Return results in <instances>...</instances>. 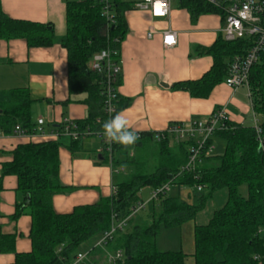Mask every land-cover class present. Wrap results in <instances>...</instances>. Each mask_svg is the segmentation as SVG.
<instances>
[{"label":"trees","instance_id":"1","mask_svg":"<svg viewBox=\"0 0 264 264\" xmlns=\"http://www.w3.org/2000/svg\"><path fill=\"white\" fill-rule=\"evenodd\" d=\"M193 16L216 12L204 0H181ZM132 5L123 0L112 1L114 22L109 25L102 5L94 0H67V31L61 44L68 52V87L70 95L83 94L88 114L76 121L81 132L103 131L105 121L125 106L117 92L115 111H106V77L91 71L94 54L111 49L118 62L121 42L127 32L125 13ZM25 39L29 46H49L55 41L52 23L12 19L0 5V39ZM250 47L249 39L226 41L221 34L206 53L213 57L211 68L197 80L175 83L174 90L189 92L196 98H208L216 85L224 82L230 61ZM120 84V77L116 87ZM249 89L253 111L264 133V49L251 67ZM32 99L28 88L0 91V132L11 134L15 125L32 130ZM64 129L63 124L54 126ZM140 140L129 147L113 145L111 164L125 169L130 176L120 182L115 194L101 197L92 204L77 205L71 212L57 213L52 204L55 194L66 189L59 179L61 146L72 153L80 151V140L61 135L57 140L19 143L12 150V159L3 164L2 176L15 175L17 190L24 202L17 204L13 218L22 213L31 217V250L16 253L15 234L0 233V253H15L12 264H72L79 247L85 241L108 230L112 214L127 215L137 201L138 193L146 186L157 188L171 181L174 195L163 194L149 203L147 216L130 221L126 231L118 232L110 249H123L125 264H184L182 250L160 251L156 238L161 226H180L195 220L208 199L225 189V204L214 211L205 224L195 223V264H264V154L259 148L253 126L231 123L215 133L225 142L222 154L202 155V162L193 172L181 171L189 157V142L174 141L167 136L156 141L154 132L140 133ZM67 140V142L65 141ZM133 151V152H131ZM151 152V159L146 158ZM102 162L110 164V155L100 153ZM203 185L193 203L180 199L182 186ZM246 187V194L240 188ZM1 188V178H0ZM263 229V233H258ZM94 263V262H93ZM96 264V263H94Z\"/></svg>","mask_w":264,"mask_h":264},{"label":"crops","instance_id":"2","mask_svg":"<svg viewBox=\"0 0 264 264\" xmlns=\"http://www.w3.org/2000/svg\"><path fill=\"white\" fill-rule=\"evenodd\" d=\"M66 1L0 0L3 12L10 18L52 23L55 30V41L49 46H29L21 38L0 39V91L28 88L32 121L43 118L47 132L23 138L0 132V233L15 234L16 253L31 250V217L26 213L12 217L17 204L24 202V195L17 190L15 175L2 176L3 164L12 159V150L19 143L57 140L50 135L52 127L66 118L78 121L88 114V105L81 101L84 95H70L68 87V52L61 44L67 31ZM123 1L129 2L132 8L125 13L127 32L117 62L121 67L117 91L125 102L117 113L125 115L131 130L138 133L162 131L171 123L206 119L223 105L232 123L253 126L255 113L246 86L233 90L222 82L208 98H196L189 92L172 88L175 83L201 78L211 68L213 57L206 50L222 34L224 26L218 9L193 16L182 6L181 0H171L168 17L154 19L149 12L133 7L138 0ZM150 29L156 31L151 38L147 37ZM166 29L177 33V43L169 49L162 43L161 33ZM93 147L80 145V151L75 154L66 146L60 147L59 179L66 189L53 196L52 204L57 213H68L77 205L92 204L112 195L116 176L111 166L102 162L100 149ZM146 188L151 190L152 187L143 189ZM140 193L145 198L142 191ZM178 194L181 200H190L189 203H193L196 196L189 199L186 188L179 189ZM204 209L195 220L179 226L184 264H195V223H207L215 211L208 217L203 214ZM100 238L83 251L92 249ZM90 258L102 264L105 253L96 248ZM14 261L15 253H0V264Z\"/></svg>","mask_w":264,"mask_h":264},{"label":"built area","instance_id":"3","mask_svg":"<svg viewBox=\"0 0 264 264\" xmlns=\"http://www.w3.org/2000/svg\"><path fill=\"white\" fill-rule=\"evenodd\" d=\"M83 1V0H78ZM102 5V13L108 20L109 25L114 22V14L112 13L113 0H94ZM221 12L224 26L222 29L223 38L226 41H234L237 39H249L250 47L244 54L236 55L230 61L227 71V76L224 83L235 90L241 86H246L249 89V75L251 67L259 60L260 53L264 49V0H204ZM135 9L145 10L149 12L152 18L161 19L168 17L171 8V0H138L133 4ZM154 29H150L147 37L151 38L155 34ZM176 31L173 29L164 30L162 35L163 46L167 49L172 48L177 43ZM111 49H103L94 54L91 58L89 67L91 71L106 77L105 96H106V111L112 114L115 111L114 100L117 99L118 78L121 74V67L114 62ZM249 95L252 103V96L249 89ZM253 109V103H252ZM254 114L253 127L257 133L259 148L264 154V133L260 126V120ZM230 116L226 107L220 106L212 111L206 119H194L189 123H171L165 130L154 132L155 140L161 141L167 136L174 141H188L189 157L185 166L181 171L193 172L198 164L202 162V155L213 154L215 144L209 143L214 138L215 133L220 130H225L231 124ZM64 129L59 131L52 127L50 135L59 138L65 135L74 140H82L89 136H95L100 140V153L110 155V166L114 174L125 172V169H118L112 166L111 158L113 153L114 142H109L103 135V131H79L76 126V121L72 119H64L62 121ZM45 120L38 118L35 122V127L32 130L24 129L19 124L15 125L12 134L18 137H30L34 134L46 135ZM140 134V133H139ZM174 187L171 181L157 187L151 188L147 198L141 196V191L138 193V199L131 206L130 212L127 215L120 216L116 212L112 214V223L108 230L101 233V238L96 245L88 251H79L72 264H94L90 258L91 252L96 249H102L105 253V259L102 264H125L126 255L123 249H110L109 243L113 241L114 236L118 232L126 231L130 221L137 217L142 211L147 210L149 203L157 200L160 195L169 194ZM190 187V188H189ZM186 188L189 199L193 198L196 193L202 192L203 185L197 186H182L180 189ZM117 187L113 185L112 194H115ZM185 200V199H184ZM187 201V200H185ZM190 201V200H188ZM187 201V202H188ZM263 229L258 233H263Z\"/></svg>","mask_w":264,"mask_h":264},{"label":"rangeland","instance_id":"4","mask_svg":"<svg viewBox=\"0 0 264 264\" xmlns=\"http://www.w3.org/2000/svg\"><path fill=\"white\" fill-rule=\"evenodd\" d=\"M67 142V140H65ZM86 144H90L91 147L93 148H101V144H100V140L95 137V136H89L87 138H83L80 142V145L83 147ZM215 150L214 153L215 154H222L224 152L225 149V142L224 140L220 139V138H216L215 139ZM133 152V151H131ZM148 155H146V158L151 159V152L149 151L147 153ZM116 176V181L120 182L124 179H127L130 176V172H121L119 174H115ZM190 188V187H189ZM142 195L145 196V198L148 197L149 195V188L146 189H142ZM240 191L242 194H246V187L243 186L240 188ZM176 188L173 187L171 189V191L169 192V194L174 195L176 194ZM221 195V196H220ZM225 189H222L218 192L215 193V195H213V197L211 199L208 200L207 206L205 207L203 214L207 215L208 217L213 213L214 210L221 208L225 202H226V196H225ZM148 210H144L142 211L138 216H143L145 213L147 216V212ZM204 215V216H205ZM144 216V218H145ZM101 237V234H97L94 237H92L91 239L85 241L84 243H82L79 247V250H85L86 248H88L87 246L92 244L93 242H96L98 240V238ZM156 245L157 248L160 251H177V250H181V238H180V229L179 226H174V227H165V226H161L160 231L157 235L156 238Z\"/></svg>","mask_w":264,"mask_h":264},{"label":"clouds","instance_id":"5","mask_svg":"<svg viewBox=\"0 0 264 264\" xmlns=\"http://www.w3.org/2000/svg\"><path fill=\"white\" fill-rule=\"evenodd\" d=\"M103 135L109 142L129 147L140 140V134L131 130L129 121L123 113H117L103 124Z\"/></svg>","mask_w":264,"mask_h":264}]
</instances>
